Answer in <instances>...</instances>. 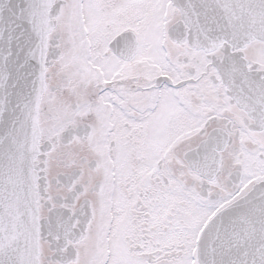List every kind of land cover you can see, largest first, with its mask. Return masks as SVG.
Wrapping results in <instances>:
<instances>
[{
    "label": "snow or ice",
    "instance_id": "6c2138e0",
    "mask_svg": "<svg viewBox=\"0 0 264 264\" xmlns=\"http://www.w3.org/2000/svg\"><path fill=\"white\" fill-rule=\"evenodd\" d=\"M0 264H264V0H0Z\"/></svg>",
    "mask_w": 264,
    "mask_h": 264
}]
</instances>
